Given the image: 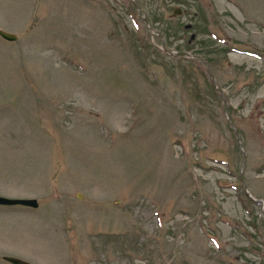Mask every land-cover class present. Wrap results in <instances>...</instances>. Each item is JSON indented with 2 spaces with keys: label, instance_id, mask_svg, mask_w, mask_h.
<instances>
[{
  "label": "rangeland",
  "instance_id": "374dc122",
  "mask_svg": "<svg viewBox=\"0 0 264 264\" xmlns=\"http://www.w3.org/2000/svg\"><path fill=\"white\" fill-rule=\"evenodd\" d=\"M133 1L0 0V264H264V0Z\"/></svg>",
  "mask_w": 264,
  "mask_h": 264
},
{
  "label": "water",
  "instance_id": "95a60500",
  "mask_svg": "<svg viewBox=\"0 0 264 264\" xmlns=\"http://www.w3.org/2000/svg\"><path fill=\"white\" fill-rule=\"evenodd\" d=\"M131 1L135 5V2L133 0H131ZM175 11H179V10L177 9ZM144 21H145V19H144ZM0 36L2 38H4V39L8 40V41H15L17 39V35L16 34H14L12 32L5 31L3 29H0ZM162 48H163V51L166 54H168V55H172V56H174V55H177V56H180V55L187 56V55H189L188 53L183 52V51H174L173 52V50L165 47L164 45H162ZM196 58L199 59L198 57H196ZM202 62L205 64V66L207 68V72H208L209 76L211 77V81H212L213 87L215 88L216 91L219 92V94L221 95L222 99L225 101L226 100L225 96H224L222 90L217 86L216 81L214 79V75L211 72L208 64L206 62H204V61H202ZM244 158H245V153L243 152V159ZM244 193L251 200H253L256 203H259L260 205H262L263 201L261 199L254 198L249 193V191L247 189L244 190ZM0 205H22V206H28V207L36 208L38 206V201H37L36 198L7 197V196L0 195ZM2 259H4L7 262H10L12 264H32L29 261H26V260H24L22 258H19V257L11 256V255H3Z\"/></svg>",
  "mask_w": 264,
  "mask_h": 264
},
{
  "label": "trees",
  "instance_id": "16d2710c",
  "mask_svg": "<svg viewBox=\"0 0 264 264\" xmlns=\"http://www.w3.org/2000/svg\"><path fill=\"white\" fill-rule=\"evenodd\" d=\"M134 6V5H133ZM169 30H170V27L169 28H167V32H169ZM163 33H164V35H165V31H161V36L163 37ZM167 36V35H166ZM161 49H162V47H161ZM163 50V49H162ZM164 52V51H163ZM175 57V56H174ZM176 57H180V58H185L186 56H176ZM202 64V63H201ZM213 90H215L214 88H213ZM216 91V90H215Z\"/></svg>",
  "mask_w": 264,
  "mask_h": 264
}]
</instances>
